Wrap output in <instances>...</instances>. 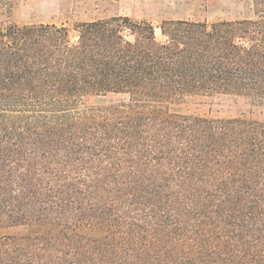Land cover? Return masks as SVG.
Returning a JSON list of instances; mask_svg holds the SVG:
<instances>
[{
    "label": "trees",
    "instance_id": "trees-1",
    "mask_svg": "<svg viewBox=\"0 0 264 264\" xmlns=\"http://www.w3.org/2000/svg\"><path fill=\"white\" fill-rule=\"evenodd\" d=\"M252 1L254 19L162 20V41L128 16L77 22L75 42L0 23V264H264V122L176 109L264 102ZM109 93L127 100L91 102Z\"/></svg>",
    "mask_w": 264,
    "mask_h": 264
},
{
    "label": "rangeland",
    "instance_id": "rangeland-1",
    "mask_svg": "<svg viewBox=\"0 0 264 264\" xmlns=\"http://www.w3.org/2000/svg\"><path fill=\"white\" fill-rule=\"evenodd\" d=\"M118 1V0H116ZM19 0L14 7H0V23L54 24L65 26L72 42L77 40L74 30L77 22L110 15H128L132 20H146L155 26V36L162 41L159 25L181 10L188 11V21L208 24L223 20L254 19L257 14L252 0ZM120 3V4H119ZM119 5V6H118ZM127 100L121 93H109L91 102L96 105L119 103ZM183 114L210 118H245L264 122V102L238 94H215L184 100L176 106ZM24 226L4 230V233L23 234Z\"/></svg>",
    "mask_w": 264,
    "mask_h": 264
},
{
    "label": "crops",
    "instance_id": "crops-1",
    "mask_svg": "<svg viewBox=\"0 0 264 264\" xmlns=\"http://www.w3.org/2000/svg\"><path fill=\"white\" fill-rule=\"evenodd\" d=\"M116 2H120V0L116 1ZM120 4V3H119ZM119 6V5H118ZM112 16H128V15H120V14H114ZM111 15L109 17H112ZM93 20V19H92ZM164 20H188V11H186L185 9L184 10H181L180 12H178L175 17H172V18H165ZM27 24H31L30 22L26 23H21V24H18V25H27Z\"/></svg>",
    "mask_w": 264,
    "mask_h": 264
}]
</instances>
